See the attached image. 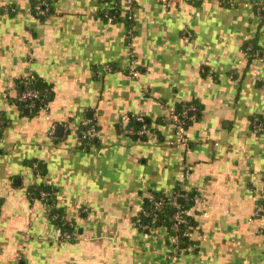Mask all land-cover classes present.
Masks as SVG:
<instances>
[{
    "label": "crops",
    "instance_id": "1",
    "mask_svg": "<svg viewBox=\"0 0 264 264\" xmlns=\"http://www.w3.org/2000/svg\"><path fill=\"white\" fill-rule=\"evenodd\" d=\"M126 16L125 0H0V264H264V57L243 50L264 52V0H139ZM30 73L48 109L18 101ZM179 106L199 111L189 146ZM177 183L197 192L198 246L175 259L166 227L137 219Z\"/></svg>",
    "mask_w": 264,
    "mask_h": 264
},
{
    "label": "trees",
    "instance_id": "2",
    "mask_svg": "<svg viewBox=\"0 0 264 264\" xmlns=\"http://www.w3.org/2000/svg\"><path fill=\"white\" fill-rule=\"evenodd\" d=\"M189 2H194L195 0H187ZM47 2V1H46ZM48 3V2H47ZM48 4L45 6V11L48 10ZM118 9V7H117ZM109 13V12H108ZM120 18V17H119ZM125 21H127L128 26L130 27V22L131 19L128 18L127 16L124 17ZM132 25V24H131ZM243 50L247 55L248 60H253L256 58H263L264 57V52L259 48L257 42L255 39L248 40L244 45H243ZM236 76V75H234ZM39 79L35 75V79L32 81L31 86L34 87L35 89L38 90V92L41 95V100L38 101L35 105L30 106V108L38 112L41 108L45 107L49 103V97L47 93L42 92L39 89L38 86ZM25 89L24 87V82L22 81V87L20 90V93ZM18 101L22 105L28 106L25 102H22L19 98ZM191 104V103H190ZM197 106V105H195ZM189 106L186 107H177V113H181L185 110H187ZM194 114H197L199 116V111H195ZM144 119L143 122L139 121L137 118L132 117L126 127L132 134V136L135 139H143L146 135V132L142 135H139L136 133L139 129L142 128V125L145 124L146 127L148 128L149 122L145 117H141ZM190 123V120L187 119V124ZM47 188H44L43 186H38V187H33V194L36 196H40L41 190H44ZM181 194L184 197V200L182 203V208L186 209L188 211H191L196 203V191H190L185 189L183 186H181L179 183L176 184L174 187L173 191L170 194ZM48 194V193H47ZM169 193H158L152 195L150 198L145 199V209L143 211H147L149 214L147 216H144L143 211L139 214L140 217V224H146L148 227L145 230H149L151 227H157V226H165L168 232L170 233L171 236H176V243L179 245L180 248H183L184 250H189L190 248H196L198 246V243L194 241L191 238V231L198 225L197 219L193 216V214H188L186 217V222L185 223H180L178 229H175L174 227V213L176 211V208L168 202L169 200ZM49 195V194H48ZM159 199H164L165 203L163 207L158 210L154 208V203L155 201ZM56 222L57 224L61 227L62 231L64 233H70L72 234V225L67 221V219L63 216L62 213H57L56 214ZM139 225V223H137ZM142 229H144L141 225H139ZM173 245V242H172ZM181 253V252H180Z\"/></svg>",
    "mask_w": 264,
    "mask_h": 264
},
{
    "label": "built area",
    "instance_id": "3",
    "mask_svg": "<svg viewBox=\"0 0 264 264\" xmlns=\"http://www.w3.org/2000/svg\"><path fill=\"white\" fill-rule=\"evenodd\" d=\"M138 1L139 0H125L126 14L128 18L131 19L133 10L135 9ZM47 4L48 3L46 1L38 2L34 4V7L32 8V10L33 11L35 10L38 14L43 15L46 12L45 6H47ZM34 79H35V74L33 73H30L29 75L23 77L22 79V81L24 82L25 89L21 92L19 99L22 102H25L29 107L32 105H35L36 103H38L39 100H41V95L38 92V90L31 86V83ZM41 109H48V104L45 105V107ZM195 110L196 109L194 106H190L187 108V110L183 111L179 115H175L176 116L174 119V127L176 130V140L175 141L178 145H188V140L185 135V125L187 123V119L189 120L195 119V117L189 114L190 112H193ZM137 119L141 122L144 121V119L141 117H137ZM146 130H147V127L145 124H143L142 128L136 131V133L139 135H142L146 132ZM128 132L130 131L128 130ZM97 133H98L97 127L93 124H90L86 126L85 128H83V130L81 131V134H80L81 141H83V143L87 145L88 143L92 142L97 137ZM183 196L181 194L179 195V193L169 195L168 202L176 208V211L173 215L174 220H175V223H174L175 229H178L180 223H185L187 220L186 219L187 215L190 214V211L182 208V203L180 202L179 199L180 197H183ZM164 203H165L164 199H159L155 201L154 208L160 210L163 207ZM263 212H264V205L259 204L258 207L256 208L255 215H260ZM143 214L144 216H147L149 213L147 211H143ZM137 223H139V225H141L144 229L148 227L146 224H140V217H138ZM63 234L65 237L71 236L70 233L63 232ZM172 238H173V257L176 259L178 258L180 252L183 251L184 249L180 248L179 245L176 243L177 237L175 235L172 236Z\"/></svg>",
    "mask_w": 264,
    "mask_h": 264
},
{
    "label": "water",
    "instance_id": "4",
    "mask_svg": "<svg viewBox=\"0 0 264 264\" xmlns=\"http://www.w3.org/2000/svg\"><path fill=\"white\" fill-rule=\"evenodd\" d=\"M63 130V127L62 126H58L57 128H56V133H61V131ZM180 202H183V197H180Z\"/></svg>",
    "mask_w": 264,
    "mask_h": 264
}]
</instances>
